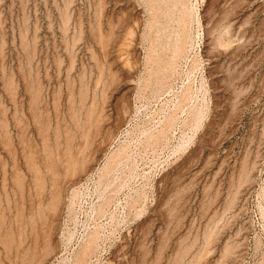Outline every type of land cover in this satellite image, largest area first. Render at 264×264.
Wrapping results in <instances>:
<instances>
[{"label": "rangeland", "instance_id": "1", "mask_svg": "<svg viewBox=\"0 0 264 264\" xmlns=\"http://www.w3.org/2000/svg\"><path fill=\"white\" fill-rule=\"evenodd\" d=\"M32 263L264 264V0H0V264Z\"/></svg>", "mask_w": 264, "mask_h": 264}, {"label": "bare ground", "instance_id": "2", "mask_svg": "<svg viewBox=\"0 0 264 264\" xmlns=\"http://www.w3.org/2000/svg\"><path fill=\"white\" fill-rule=\"evenodd\" d=\"M70 166V165H69ZM69 171V170H68ZM39 186V185H38ZM43 188V187H42ZM55 196V195H54ZM53 198V197H52ZM56 199V198H55ZM60 204V203H59ZM230 207V206H229ZM55 209V208H54ZM57 209V208H56ZM35 258V257H34ZM39 261V260H38ZM33 264V263H32Z\"/></svg>", "mask_w": 264, "mask_h": 264}]
</instances>
